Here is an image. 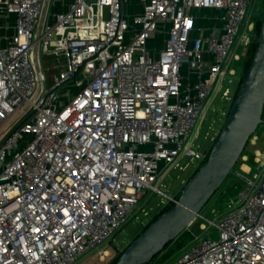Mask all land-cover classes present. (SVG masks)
Listing matches in <instances>:
<instances>
[{
    "label": "built area",
    "instance_id": "1",
    "mask_svg": "<svg viewBox=\"0 0 264 264\" xmlns=\"http://www.w3.org/2000/svg\"><path fill=\"white\" fill-rule=\"evenodd\" d=\"M258 2L0 0V264L105 261L151 194L169 198L171 170L201 167L194 140ZM256 162L214 231L167 264H264V151Z\"/></svg>",
    "mask_w": 264,
    "mask_h": 264
},
{
    "label": "water",
    "instance_id": "2",
    "mask_svg": "<svg viewBox=\"0 0 264 264\" xmlns=\"http://www.w3.org/2000/svg\"><path fill=\"white\" fill-rule=\"evenodd\" d=\"M256 49L207 160L186 183L174 206L152 222L115 264H151L165 247L201 217V212L241 161L264 123V8Z\"/></svg>",
    "mask_w": 264,
    "mask_h": 264
},
{
    "label": "rangeland",
    "instance_id": "3",
    "mask_svg": "<svg viewBox=\"0 0 264 264\" xmlns=\"http://www.w3.org/2000/svg\"><path fill=\"white\" fill-rule=\"evenodd\" d=\"M262 6V3H257L256 8L252 13L254 22H256V18L262 15L264 8V6ZM130 14L132 13L130 12ZM254 32V34H256V30ZM237 53H242V47L238 48ZM244 60L245 58L240 61L232 62L231 69L236 71V77L226 75L223 80L221 91L213 99L212 104L206 111L204 119L201 121L197 137L194 140V150L200 152L211 150L232 105L231 102L223 97V91L225 89H230V96H235L239 87V81L243 76ZM256 136L258 137L257 144L251 145L249 143L244 151L245 156L248 158L247 162L239 161L222 187L203 208L201 212L202 216L199 217L188 230L173 241L164 254L162 253V255L156 260H153L151 264H167L170 260L176 257L187 244H190L194 240V237H200L204 234V230L202 229L203 225L206 226L207 230L214 231L211 222H214L217 217L228 208L232 200L236 201L240 193L247 186V182L240 176V173H243L246 176V179L252 180L255 174L261 172V168L256 162V151H264V123L258 128L255 134V137ZM181 165L182 167H187L184 170L179 168L171 170L164 180L163 187H161L162 192L167 193L169 198L159 193L151 194L145 204V211L140 212L115 235L109 249L110 256L105 261L94 259L92 255H89L81 259L77 264H111L118 254L129 246L134 238L142 232L143 228L147 226V224L165 207V205H167L170 198L175 197L181 191L189 178L200 168L199 162L191 161L190 158L183 159ZM244 165H247L250 168L249 173L243 172ZM213 238H217L215 233L213 234Z\"/></svg>",
    "mask_w": 264,
    "mask_h": 264
},
{
    "label": "trees",
    "instance_id": "4",
    "mask_svg": "<svg viewBox=\"0 0 264 264\" xmlns=\"http://www.w3.org/2000/svg\"><path fill=\"white\" fill-rule=\"evenodd\" d=\"M263 6H264V3H263ZM262 6V7H263ZM260 18H261V15L258 17V18H256V22H255V30H256V35H258V33H259V28H260ZM255 49H256V45L254 44V42L251 44V46L249 47V50H248V53H247V56H246V58H245V60H244V64H243V76H242V78H241V80L239 81V87H240V85H241V83L243 82V80H244V78H245V76H246V74H247V72H248V70H249V68H250V65H251V62H252V58H253V55H254V52H255ZM239 87H238V89H239ZM238 89H237V91H238ZM237 93V92H236ZM263 119H264V115H263ZM253 138V137H252ZM196 173V172H195ZM194 173V174H195ZM194 174H193V176H194ZM192 176V177H193ZM192 177H190L189 178V180L192 178ZM188 180V181H189ZM187 181V182H188ZM184 188V187H183ZM182 188V189H183ZM182 189H181V191H182ZM181 191L175 196V197H173L172 199L173 200H169L168 201V203H167V205H165V207L147 224V226H145L144 228H143V230H142V232L152 223V222H154L156 219H158L163 213H165V212H167L169 209H171L173 206H174V204H175V201H177L178 200V198H179V196H180V194H181ZM141 232V233H142ZM141 233H139L135 238H134V240L141 234ZM133 240V241H134ZM170 244H172V242L171 243H169L166 247H165V249H164V251L162 252L163 254H164V252L166 251V249H168V247L170 246ZM130 245V244H129ZM128 247V246H127ZM126 247V248H127ZM125 248V249H126ZM125 249L123 250V251H121V253H119L118 254V256L115 258V260L111 263V264H115L116 262H117V260L119 259V257L123 254V252L125 251ZM162 253H160L159 255H157L153 260H156L158 257H160L161 255H162Z\"/></svg>",
    "mask_w": 264,
    "mask_h": 264
},
{
    "label": "crops",
    "instance_id": "5",
    "mask_svg": "<svg viewBox=\"0 0 264 264\" xmlns=\"http://www.w3.org/2000/svg\"><path fill=\"white\" fill-rule=\"evenodd\" d=\"M244 168H246V169H247V167H244Z\"/></svg>",
    "mask_w": 264,
    "mask_h": 264
}]
</instances>
